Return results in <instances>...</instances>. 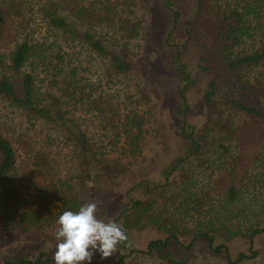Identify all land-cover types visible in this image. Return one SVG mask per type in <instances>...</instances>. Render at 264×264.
Segmentation results:
<instances>
[{"label": "trees", "instance_id": "trees-1", "mask_svg": "<svg viewBox=\"0 0 264 264\" xmlns=\"http://www.w3.org/2000/svg\"><path fill=\"white\" fill-rule=\"evenodd\" d=\"M151 2L166 18L161 46L171 68V80L175 83L176 134L183 152L162 168L161 181L143 179L125 190L126 204L109 221L122 224L128 241L118 245L117 252L110 257L91 259L82 264H135L140 259L147 261L143 264H189L181 258V253L191 249L199 239L204 240L212 256L223 258L226 264H245L258 254L253 249V241L256 236L264 238V224L252 222L249 218H253L252 214L256 211L245 212L237 209V206L231 214L227 211V205L234 206L243 200V188L246 186H239L240 181L236 180L239 173L236 167L243 157L235 156L224 168L226 175H219L213 181L223 198H219L218 205L209 207L205 213L215 217L210 215L186 242L181 240L174 224L152 213V206L157 198L155 193L164 191L171 177L186 160L212 152L221 162L229 157L233 148L239 147L244 151L248 142H256V146L249 148L253 154H249L247 163L252 166L243 168V173H248L247 186L258 191L264 188V174L254 172L259 166L264 167V127H255L256 124H264V110L253 104L255 99L264 97V0H193L195 9L188 18H183L179 0ZM46 3L40 7V13L48 34L41 40L24 37L13 44L6 58L0 55V99L25 111L33 119L44 122L73 144L82 168V187L90 191L91 185L97 187L101 179L99 171L104 170V175L113 179V173H123L128 162L120 164L117 159L114 161L117 165H113L100 159L86 133L68 114L65 99L76 100V95L82 98L86 94L78 70L80 65L76 63L72 49L85 46L101 56H106L108 50L102 35L94 33L92 26L81 28L71 20L68 4L63 5L58 0H47ZM105 8L106 11L97 16L96 25L102 23L113 32L130 30L126 28L130 20L120 16L122 13L118 7L108 5ZM7 25L8 12L0 6V35ZM131 34L129 32L128 35ZM194 39L201 50L196 70L189 66L184 56ZM110 62L116 73H122L127 68L118 53L110 54ZM204 74L209 77L202 92L207 118L211 119L214 112L227 113L228 116L214 122L212 128L206 124L201 129L188 119V112L191 89L198 87V76ZM133 116L134 122H131L129 115H125L121 123H111L115 128L112 140L115 145L120 141L117 150L122 156L129 154L135 157L142 153V118L137 114ZM236 117L244 118L243 123L236 122ZM252 121L256 124L249 123ZM224 123L227 126L224 132L216 131V127L221 129ZM39 160L44 161L42 156ZM16 161L17 152L11 140L0 132V226L6 231H9V224L12 225L13 216H16L15 224L29 217L19 207L24 200L18 190L10 185ZM253 197L264 214V192H258ZM86 202L64 201L55 218L58 219L63 211L78 210ZM148 225L163 228L165 234L147 240L144 247H138L133 242L135 233ZM244 231L249 244L248 252L240 251L234 257L229 240ZM0 264L55 262L52 254L39 250L31 256H6Z\"/></svg>", "mask_w": 264, "mask_h": 264}, {"label": "rangeland", "instance_id": "rangeland-1", "mask_svg": "<svg viewBox=\"0 0 264 264\" xmlns=\"http://www.w3.org/2000/svg\"><path fill=\"white\" fill-rule=\"evenodd\" d=\"M46 1L0 0V6L8 12V25L0 35V55L6 58L13 44L24 37L41 40L48 34L40 13V7ZM58 1L63 5L68 4L71 20L75 24L81 28L92 26L94 33H100L108 50L106 56H101L85 46L79 45L72 49L76 63L79 62L80 65L78 70L81 72V83H84L86 94L82 98L76 95V100L65 99L68 114L86 133L91 147L100 159L113 165H117L114 162L117 159L120 164L128 163L125 164L126 170L123 173H113V179L104 175V170L99 171L101 179L97 187L91 185L90 191L84 190L82 168L73 144L66 141L61 133L51 130L44 122L33 119L25 111L0 99V132L11 140L17 152L10 185L18 190L24 200L19 207L29 216L17 224L16 216H13L9 231L0 226V262L6 256H31L39 250L53 255L57 244L54 238L57 227L55 216L64 201L94 200L98 202V218L109 221L126 204V189L143 179L161 181L162 168L183 152L176 134L175 83L171 80V68L161 46L166 18L158 12L151 0ZM108 5L118 7L122 13L120 16L130 20L131 23L126 25L130 30L113 32L107 30L102 23L96 25L97 16L105 12ZM179 8L183 18L191 17L195 9L194 2L179 0ZM129 32L132 33L131 36L128 35ZM111 53H118L123 57L127 66L124 72L113 71ZM200 55L201 50L194 39L184 55L194 70ZM208 80L209 77L205 74L201 77L199 75L198 87H193L190 92L188 119L201 129L206 124L212 128L214 122L228 116L227 113L214 112L211 119L207 118L202 92ZM253 104L264 110V97L255 99ZM134 114L142 118V153L135 157L129 154L122 156L117 150L120 141L115 145L112 140L115 128L111 123H121L125 115H129L132 122ZM243 119L234 118L238 123H243ZM249 123L256 124L253 121ZM255 127H264V124H256ZM226 128L224 123L221 129L216 127V131L221 130L223 133ZM253 146H256V142H248L244 151L239 147L233 148L229 157L221 162L212 152L186 160L171 177L164 191L155 193L157 198L152 206V213L174 224L181 240L186 242L208 220L211 214L205 213L206 210L217 206L222 196L217 191L218 185H214L213 181L219 175H226L224 168L235 156H241L243 158L236 167L239 170L236 180L240 181L239 186H246L243 188V200L234 206L227 205V211L231 214L236 206L245 212L256 211L252 214L254 217L249 218L252 222L264 224V214L258 209L259 203L253 197L258 192H264V188L258 191L247 186L248 173H243L244 166H252L247 162L250 159L249 154L253 152L249 148H254ZM41 156L44 161L39 160ZM254 172L264 174V167L259 166ZM243 233L245 231L229 240L234 257L240 251L248 252L247 236ZM164 234L163 228L148 225L135 233L133 242L138 247H144L147 240L163 237ZM253 249L257 250V256L245 264H264L263 236L254 238ZM100 257V253L94 250L92 259ZM181 258L189 264H226L223 258L210 254L203 239H199L191 249L183 251ZM146 262L140 259L135 264Z\"/></svg>", "mask_w": 264, "mask_h": 264}, {"label": "clouds", "instance_id": "clouds-1", "mask_svg": "<svg viewBox=\"0 0 264 264\" xmlns=\"http://www.w3.org/2000/svg\"><path fill=\"white\" fill-rule=\"evenodd\" d=\"M97 212L98 202L94 200L81 204L76 211L62 212L54 232L57 241L53 254L55 264L90 262L94 250L102 258H108L117 252L118 245L128 241L122 224L102 220Z\"/></svg>", "mask_w": 264, "mask_h": 264}]
</instances>
